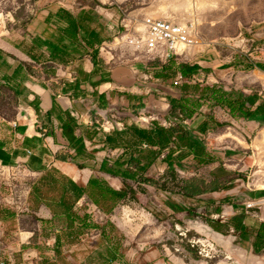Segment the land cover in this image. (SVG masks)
Returning <instances> with one entry per match:
<instances>
[{"label": "rangeland", "instance_id": "obj_1", "mask_svg": "<svg viewBox=\"0 0 264 264\" xmlns=\"http://www.w3.org/2000/svg\"><path fill=\"white\" fill-rule=\"evenodd\" d=\"M91 1L96 2L102 16L106 17L103 20L109 22L106 26L112 37L99 50L108 71L106 81L99 83L97 88L98 92L107 94L111 104L107 110L112 118H115L112 111L119 109L121 114H129L125 120L128 125L135 122L141 127H149L152 122L159 121L169 126L165 116L171 103L182 97V87L175 85V79L154 78L156 71H152V64L161 66L176 58L167 59L163 45L151 53L145 46L137 49L117 42L127 33H136L148 17L196 24L204 44L195 48L194 54L177 58L193 63L199 60L204 71L197 82L234 92L235 96L241 93L253 104L256 103L254 96L264 95V0ZM41 2L0 0V43L23 40L15 35L25 34L26 37L27 33L41 32L50 9L39 10L37 21L33 20L29 25L24 22ZM70 5L66 4L73 10L72 3ZM58 8L59 5L52 10ZM251 55L260 62L262 70L249 68L254 62H246L245 58H251ZM19 56L32 62L29 57ZM82 63L85 66L89 62L83 60ZM68 69L65 67V75ZM18 108L19 98L11 99L9 92H0L1 116H9L14 121L18 117ZM204 111L212 112V109L205 106ZM212 113L227 125L200 132L205 117L198 115L188 127L204 142L215 157L214 161L207 166L194 167L189 157L184 159L179 172L183 178L197 177L205 182L226 177L232 180V189L208 193L195 200L167 195L155 187H147L146 193H142L131 183L133 189L126 201L118 205L111 216L104 217L105 213L99 209L94 211L97 221L103 224L106 220L112 221L117 228L111 229V235L123 246V260L113 264H264V249L260 254L254 253L255 235L264 223V204L247 208L249 201L258 199L255 194L264 191V125L236 121L218 108ZM117 123L123 124L119 120ZM165 169L166 164L160 161L148 175L157 180ZM89 174L83 178L87 179ZM29 177L32 175L20 169L0 170L1 207L25 208L23 199L30 193ZM109 180L115 188L122 189L120 180L110 177ZM45 191L48 197L55 196V192ZM24 214L27 215H21ZM25 219L22 226L19 224L20 228L35 227L28 216ZM208 219L229 225L226 234L214 232ZM240 225L245 228L244 233L235 230ZM5 231L19 230L13 223H4L0 225L1 235ZM100 232L93 231L81 244L65 249V257L73 264H101L108 244ZM21 237L16 233L15 244H6V248L0 240V250L20 251L18 241ZM25 254L27 258L36 256L31 250Z\"/></svg>", "mask_w": 264, "mask_h": 264}, {"label": "trees", "instance_id": "obj_2", "mask_svg": "<svg viewBox=\"0 0 264 264\" xmlns=\"http://www.w3.org/2000/svg\"><path fill=\"white\" fill-rule=\"evenodd\" d=\"M61 1L64 7L46 19L43 30L38 34L27 33L19 47L32 59V62L28 63V69L31 74L41 79L42 72L47 69L58 68L60 65L69 66L89 54L96 69L95 73L99 74L105 68L99 51L100 47L112 37L108 28L101 24L105 17L102 16L96 2L91 0H42L34 14L24 21L25 24L29 25L33 20L37 21L39 16L36 17V15L39 10L49 8ZM71 3L74 12L66 6V4L71 6ZM174 57L176 58L169 59L161 66L157 63L152 64L154 68L152 71H156L154 78L176 80L179 76L183 77L182 84L176 85L182 87V97L171 103L169 112L165 116L169 126L159 121L152 122L149 127H141L135 122L128 125L125 120L130 117L129 114H121L119 109L113 110L115 118L108 114L112 129L105 133L104 139L98 140L97 143L101 148L97 150V165L90 168L91 171L101 176L92 174L85 185L76 183L57 169L48 170L39 178L29 177L27 186H29L30 193L24 196L23 201H26L24 204L27 206L25 212L29 214L28 218L35 227H21V229L33 233V238L30 244L24 245L15 256L6 255L3 250H0V264L2 262L6 264H73L65 257L64 250L81 244L85 237L96 230L101 231L102 239L108 244L101 264L122 261L123 246L111 235V229L117 230V228L112 221H107L106 224L97 221L94 211L99 209L111 216L114 209L126 201L133 189L131 183H134L142 193H146L147 187H155L167 195L195 200H200L208 193L232 189V180L225 176V178H216L211 182H205L197 177L186 179L181 176L179 168L184 166V159L191 157V165L194 167L207 166L215 159L204 142L192 133L188 123L194 122L200 115L205 117L200 132L226 126V122H220L212 113L218 108L234 120L256 121L264 125V105L252 109L253 101L248 100L241 93L235 96L234 92L197 82L198 76L204 71L203 66L199 63L182 61L177 56ZM156 67L160 70L157 71ZM100 75L98 83L106 80L105 74ZM72 77L79 88L82 83L88 81L90 74L85 72L80 65L77 71H72ZM45 79L50 80V75L46 74ZM2 91L9 92L11 99L14 97L18 100L19 98V88L10 82L0 81V92ZM99 96L102 101H106L105 94ZM103 104V102L100 103V105ZM205 106H210L212 112H205ZM18 112L19 108L17 114ZM0 117L12 121L9 116L0 115ZM118 120L124 123V126H117ZM97 125L99 127V123ZM73 131L72 126L64 128V134L71 141H76V162L87 158L94 160V155L88 153L84 138L75 137ZM107 148L120 149L123 152L114 159L99 157L100 150ZM61 158L64 159V157ZM160 161L166 164V169L156 180L148 175V172ZM104 175L120 180L122 189L111 185L110 181L104 179ZM45 190L55 192V196L48 197ZM263 193L264 191L261 195ZM80 200H83L82 205L78 204ZM43 207L51 211L53 216L51 219L40 215ZM18 212L19 209L0 206V220L13 219ZM25 218L26 215L19 217L20 226L26 220ZM208 224L215 232L221 234H226L229 227V225L210 219H208ZM60 226L63 227L58 233ZM235 230L245 232V228L241 225L236 226ZM255 240L254 252L260 254L264 249V223L256 232ZM27 250L35 251L36 256L25 260L24 252Z\"/></svg>", "mask_w": 264, "mask_h": 264}, {"label": "crops", "instance_id": "obj_3", "mask_svg": "<svg viewBox=\"0 0 264 264\" xmlns=\"http://www.w3.org/2000/svg\"><path fill=\"white\" fill-rule=\"evenodd\" d=\"M58 5L59 8L57 10H52ZM63 7L62 1L49 7L50 11L45 21L51 14L57 13ZM71 11L74 12V8ZM105 19L103 20L105 24L101 23L104 26L109 24V22H105ZM45 21L43 23L44 26ZM24 35L15 36L24 40ZM23 40L16 42L6 40L0 43V81L10 82V84H14L19 88L20 101L17 121L14 120L17 122L18 127L14 126V121H8L0 117V170L20 169L39 178L46 171L57 169L76 183L85 185L92 174H97L95 171L90 170L91 166L97 165V150L101 148L97 142L98 140H102L101 138L104 139L105 133L109 132L112 128V123L108 117L109 110H107V107H110L111 104L108 101L107 94L97 91L99 83L106 81L97 82L101 77L100 74L106 75L108 69L105 67L99 74L95 73L96 69L92 63V58L89 54H86L82 60H78L69 66H64L63 69L61 65L58 68L47 69L42 72L43 77L40 79L31 74L28 69V63L30 62L19 56L21 54L23 57H28L19 49ZM245 59L246 62H250L251 64L254 62L253 66L249 68L262 70L260 62L252 58V55L251 58L246 57ZM83 60L89 63L83 66ZM194 63L201 64L199 60ZM80 65H82L85 72L90 74V78L77 88L75 79L72 77V71H77V67ZM65 67L67 69L71 67V69H68V74L66 75L64 74ZM46 74L50 75V80L45 79ZM105 84L110 85V83ZM100 94L106 95L105 102L100 98ZM254 99L256 103L252 106V109H255L259 105H264V95L259 97L254 96ZM101 102L104 104L100 105ZM246 122L261 125L256 121ZM123 124L122 126H124ZM65 126H72L75 137L82 136L84 138L88 153L94 155V160L87 158L79 159V162H76V141H71L64 134ZM118 152L119 154H117ZM122 152L123 150L120 149L107 148L103 151L100 150L99 157L114 159L121 155ZM61 157H64V159ZM87 173H90L89 177L84 179L83 175ZM99 175L101 176V174ZM104 179L110 181L109 176L104 175ZM255 196L260 198L264 195L257 193ZM78 204L82 205L83 200H80ZM24 205V209H20L19 206L18 208L9 206L19 209L17 216L7 221L0 220V225L13 223L19 230L11 233L5 231V237L0 232V240L5 248L6 244H15L13 242H15L14 235L16 233L22 236L21 241H18L21 245L20 251L24 245H29L33 238V233L23 231L19 227V217L21 214L26 213L27 209L26 204ZM40 215L48 219L53 217L51 211L46 207H43ZM106 216L107 214H104V217ZM95 219L97 218L95 217ZM62 227H59L58 233L61 232ZM27 239L28 241H26ZM2 250L6 255L11 254L12 256H15L19 252H11L10 249ZM207 257L209 258V256ZM28 258L25 254V260Z\"/></svg>", "mask_w": 264, "mask_h": 264}, {"label": "built area", "instance_id": "obj_4", "mask_svg": "<svg viewBox=\"0 0 264 264\" xmlns=\"http://www.w3.org/2000/svg\"><path fill=\"white\" fill-rule=\"evenodd\" d=\"M140 26L139 29L135 30L136 33H127L117 42L122 41L120 44L137 49L145 46L149 52L156 49L159 45H163L165 48L164 56L167 59L189 53L194 54L195 48L204 44L200 39L196 24L193 23L181 24L166 19L148 17L143 20ZM182 82L183 77L179 76L175 80V85H181ZM14 126L18 127L17 122ZM117 126L122 127L119 123H117ZM260 204H264V197L249 201L247 208H254ZM1 264L6 263L2 262Z\"/></svg>", "mask_w": 264, "mask_h": 264}]
</instances>
